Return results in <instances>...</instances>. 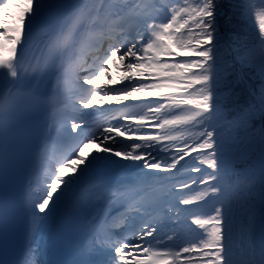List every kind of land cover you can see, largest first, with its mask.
Segmentation results:
<instances>
[{
	"label": "snow or ice",
	"instance_id": "snow-or-ice-1",
	"mask_svg": "<svg viewBox=\"0 0 264 264\" xmlns=\"http://www.w3.org/2000/svg\"><path fill=\"white\" fill-rule=\"evenodd\" d=\"M224 3L229 21L244 9L251 38L225 40L221 0H0V239L26 219L29 253H38L54 217L96 179L110 201H123L128 228L116 236L106 219L83 217L90 241L71 264H264V0ZM54 6L69 12L48 21L33 65L25 52ZM93 47L91 63L82 60ZM45 70L58 73L50 96L29 86ZM238 88L247 89L243 104ZM142 97L146 113L97 119L116 111L113 102ZM41 109L49 114L38 137L26 115ZM57 138L63 146L50 160ZM88 145L97 147L83 155ZM235 155L247 157L244 169L231 166ZM29 158L39 159L41 175L25 169ZM186 158L199 174L187 180L175 175ZM137 190L149 199L129 195Z\"/></svg>",
	"mask_w": 264,
	"mask_h": 264
},
{
	"label": "bare ground",
	"instance_id": "bare-ground-1",
	"mask_svg": "<svg viewBox=\"0 0 264 264\" xmlns=\"http://www.w3.org/2000/svg\"><path fill=\"white\" fill-rule=\"evenodd\" d=\"M67 2H68V0H55V3L57 5L66 4ZM62 9H63V7H60V6H54V7H51L49 9H46L45 12L43 13V15L37 21V23L48 20L49 19V15L51 13L59 14V12H62ZM64 16L65 17H63V19L66 18V15H64ZM37 28L38 27H36V29ZM134 29H135V25H129L128 26V30L129 31H134ZM32 36H33V34H32ZM46 38L47 37H46L45 32H41L40 34H38V30H37L36 33L34 34V36L31 39V43L29 45V48L27 50V55H25V58H26V60L31 61V63L33 65L36 64V61L41 56V49H42V46H43V41ZM100 42L103 45H105L107 43V39L101 38ZM93 48H95V47H93ZM93 48H91L89 50H86L82 54L81 59L85 60L87 58V56H89L86 53H88L89 51H92ZM29 51H30V53H29ZM83 56H84V58H83ZM118 64H119V62L116 61L114 63V68H117ZM33 75H35V74H33ZM81 75H84V73H81ZM56 77H57V75L55 74V71L45 70V72L42 73L39 77L30 80L29 81V86L39 89L41 92H43L45 94V96H50L51 93H52L53 86L56 83ZM35 80H38V83H34ZM69 81L66 84V88H67L66 95H67V97L70 100V96L73 95V92H72L73 87L70 86ZM8 86L10 87L11 83ZM6 90H7L6 87H0V91H6ZM113 104H115V102H113ZM48 114H49V110L44 109L43 113H42V119H41V123H40V130H39L38 137L43 135V131L44 130H43V128L41 126H42L43 122L46 120ZM123 114H130V113L126 112L125 110H121L120 112L114 111L112 114L101 115V116L97 117V119L99 120L100 123H105V122L115 123L114 117H119V116H121ZM103 120H105V121L103 122ZM58 140H59V138H57V142H50L49 145H48V157H49V159L50 158H56L57 157L56 154L59 153V148H61L63 146L62 143L58 142ZM56 144H57V146H56ZM96 147H97V145H88L87 147H84L82 154L83 155H87L89 152H91ZM33 168L36 169V172H37L38 175H41L44 172V170L40 167V161H39L38 158H32V164H31L30 172L32 171ZM64 172L68 173V172H70V169L66 168V169H64ZM113 176H116V174H112L110 177H106V179L113 180ZM97 184H98V180H96V179H93V180L85 183L80 188V190L77 192L76 199L73 202H70L68 205H66L54 217V219L51 221L49 227L52 225V223L55 220L58 219V217H60L64 212L68 211L71 207L72 208H78V209H85V208L90 209L91 215H92L90 217V219L93 216L101 218V216H103L102 215L103 211L100 210L98 212V207H100V205L102 206V194H103V191L101 189H99L98 187H96ZM150 195H151V193L149 192L147 194V198H145L143 201H147L149 199ZM186 219L187 220L191 219V216L186 217ZM125 223L129 224V221H125ZM122 229H124V228H122ZM40 248H41V244H40L39 250H40ZM95 258H96V260L100 259L99 256H95L92 259L94 260Z\"/></svg>",
	"mask_w": 264,
	"mask_h": 264
},
{
	"label": "rangeland",
	"instance_id": "rangeland-1",
	"mask_svg": "<svg viewBox=\"0 0 264 264\" xmlns=\"http://www.w3.org/2000/svg\"><path fill=\"white\" fill-rule=\"evenodd\" d=\"M70 2L74 3L75 0H68L67 3H70ZM149 2H151V0H149ZM160 3L167 4V3H169V0H160ZM68 11H69V9L63 7L62 12H59V14L51 13L49 15V18L50 17H54L55 15H63L65 13H67ZM149 15H160L161 18H162L163 17V12L157 13L154 10L150 9L149 10ZM130 25H134V24H130ZM100 55L102 56L103 53L101 52ZM111 74L117 81H119L120 76H121V72L118 70V68H114V64L111 66ZM98 82L101 83V84H105L106 85L107 84V79L106 78H102ZM117 86L118 87H122L123 85L118 84ZM138 103L140 104V106L135 105V104H138ZM147 104H148V100H146L145 98L142 97L140 101L135 102V103H133L132 101H129L127 107H125L124 105L113 104V108L116 110V112H119L120 109L121 110L122 109H128L127 112H130L131 114H133V113H141V112H145L146 113L147 112ZM172 134L173 135H179V133H177V132H173ZM187 142L191 143V140L189 139ZM177 143L179 144V146H183V144H184V142H182V141H178ZM193 155H195V154H193ZM186 160H187V164H185V162L182 161L181 165L177 166L179 171H176L175 175L178 178H182V179H185V180H187L190 177L191 178H195L199 174L190 171V168L194 165V161L191 160L190 158H186ZM230 163H231V166L234 167L235 169L242 170V169H244L247 166L248 160H247V157H245V156L235 155L231 159ZM241 164H242V166H239ZM192 186H193L192 187L193 189H196V185H192ZM185 191L187 192L188 190L186 189ZM190 194L191 195H195L196 192H192ZM189 207H193L194 208L195 205L189 206ZM190 220L191 219H189L188 221L190 222Z\"/></svg>",
	"mask_w": 264,
	"mask_h": 264
},
{
	"label": "trees",
	"instance_id": "trees-1",
	"mask_svg": "<svg viewBox=\"0 0 264 264\" xmlns=\"http://www.w3.org/2000/svg\"><path fill=\"white\" fill-rule=\"evenodd\" d=\"M238 3L243 4L245 0H237ZM223 4L222 9L220 10V15H218L217 22L220 26L221 32L224 34L225 40L229 41L233 34L237 35L240 39L236 41V43H241L244 41L246 37L251 38L255 34V30L250 26L251 21H245L242 19L243 9L241 12H238L233 18L229 21L227 19L230 14L227 4L224 3V0H221ZM249 84H251L254 88L258 89L259 80L258 79H249ZM237 92L240 94V103H245L248 99L247 89L246 88H238ZM239 166H242L239 165Z\"/></svg>",
	"mask_w": 264,
	"mask_h": 264
}]
</instances>
